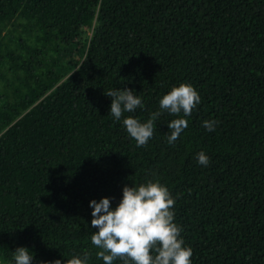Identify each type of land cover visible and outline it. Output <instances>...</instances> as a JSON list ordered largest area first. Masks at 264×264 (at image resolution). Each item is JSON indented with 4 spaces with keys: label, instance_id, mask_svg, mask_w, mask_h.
<instances>
[{
    "label": "trees",
    "instance_id": "1",
    "mask_svg": "<svg viewBox=\"0 0 264 264\" xmlns=\"http://www.w3.org/2000/svg\"><path fill=\"white\" fill-rule=\"evenodd\" d=\"M181 84L201 98L187 117L159 106ZM111 90L143 108L117 121ZM156 112L137 147L123 120ZM149 181L191 264H264V0H0V264L21 247L32 264H104L90 202L114 210Z\"/></svg>",
    "mask_w": 264,
    "mask_h": 264
},
{
    "label": "clouds",
    "instance_id": "2",
    "mask_svg": "<svg viewBox=\"0 0 264 264\" xmlns=\"http://www.w3.org/2000/svg\"><path fill=\"white\" fill-rule=\"evenodd\" d=\"M112 98L110 115L117 121L123 112H134L143 108L141 99L131 90H111L105 93ZM200 96L188 84L174 87L159 102L162 110L179 116H190L200 102ZM160 112L152 115L146 123L128 117L123 120L129 136L136 141L137 147L146 146L153 136V122ZM215 121H205L203 127L209 132L215 130ZM170 133L168 143L173 144L188 127V121L179 118L168 124ZM198 164L207 167L209 158L203 153L197 155ZM175 204L168 189L160 183L149 181L139 187H124L123 198L112 210L109 198L90 202L93 210L92 228L98 232L91 236V243L100 249L96 253L104 264H113L117 259L124 264H191L193 255L190 247L184 246L180 239L181 229L173 222ZM153 251L156 253L153 256ZM87 255L75 257L67 264H87ZM28 249L18 248L14 253L15 264H32ZM55 264H61L56 261Z\"/></svg>",
    "mask_w": 264,
    "mask_h": 264
}]
</instances>
